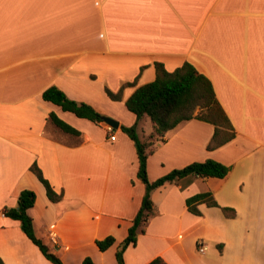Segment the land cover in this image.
Masks as SVG:
<instances>
[{
    "label": "crops",
    "instance_id": "0c3cea01",
    "mask_svg": "<svg viewBox=\"0 0 264 264\" xmlns=\"http://www.w3.org/2000/svg\"><path fill=\"white\" fill-rule=\"evenodd\" d=\"M184 61L205 74L235 135L207 149L213 126L180 122L151 142L149 180L194 161L229 167L222 177L189 174L154 188L153 215L123 264H264V0H0V260L53 264L6 216L22 189L35 193L28 209L35 234L64 264H116L145 191L137 177L135 124L149 141V117L136 118L124 101L155 77L154 63L172 71ZM112 100L105 89L117 91ZM56 86L65 95L117 120L108 125L77 117L44 100ZM77 129L63 132L49 114ZM102 119V118H101ZM143 137V140L140 138ZM35 162L57 191L51 202L30 170ZM209 191L219 206L186 198ZM221 207L233 208L227 217ZM115 238L106 250L96 239ZM204 252L197 251V243ZM220 245V246H218Z\"/></svg>",
    "mask_w": 264,
    "mask_h": 264
},
{
    "label": "trees",
    "instance_id": "16d2710c",
    "mask_svg": "<svg viewBox=\"0 0 264 264\" xmlns=\"http://www.w3.org/2000/svg\"><path fill=\"white\" fill-rule=\"evenodd\" d=\"M154 68V79L137 85L124 101L126 108L135 114L137 119L143 115L149 117L152 130L148 134L149 141L142 142L137 136L135 124L121 127L133 140L138 158L137 177L144 183L145 191L140 207L128 228L127 235L115 252L116 264L124 263L123 252L129 245L134 246L136 244L138 234L144 232L148 219L153 215L150 193L154 188L167 182H175L189 174L222 178L229 171V167L223 163L206 159L188 163L181 168L170 170L155 180H149L147 158L153 151V148L150 147L151 142L163 136L180 122L194 118L210 123L213 126V134L207 144V149L216 148L231 140L235 135L234 127L216 98L211 81L192 63L184 61L180 66L169 71L162 63L155 62ZM127 85H136V80L123 83L117 91L106 88V94L112 100H120L123 89ZM42 98L60 106L64 111L72 112L77 117L86 118L94 123L102 121V115L91 105L68 98L61 89L54 85L47 87L42 92ZM49 120L65 133L80 134L77 129L58 118L55 113L49 114ZM30 170L43 184L48 199L51 202L60 201L63 192H57L52 187L35 162L31 164ZM34 202L35 193L30 189H22L17 197L16 205L6 207L3 213L19 221L22 232L39 248L46 259L53 264H64L34 232L33 220L28 214V209L33 206ZM185 202L188 210L194 214H200L197 208L200 203H205L207 206H219L209 191L194 194L186 198ZM221 209L227 217H233L235 214L233 208L221 207ZM114 241L115 238L112 235H107L101 239H96L95 244L99 250L103 251L111 246ZM0 264H3L1 260ZM82 264L93 263L89 257H85ZM147 264L167 263L161 257H155Z\"/></svg>",
    "mask_w": 264,
    "mask_h": 264
},
{
    "label": "built area",
    "instance_id": "2783aa9c",
    "mask_svg": "<svg viewBox=\"0 0 264 264\" xmlns=\"http://www.w3.org/2000/svg\"><path fill=\"white\" fill-rule=\"evenodd\" d=\"M108 132L110 133L109 139L110 140H114L115 139V133L113 132V128H111L109 125H108ZM204 248L205 247H204V245L201 242L197 243V251L199 253H203L204 252Z\"/></svg>",
    "mask_w": 264,
    "mask_h": 264
},
{
    "label": "water",
    "instance_id": "95a60500",
    "mask_svg": "<svg viewBox=\"0 0 264 264\" xmlns=\"http://www.w3.org/2000/svg\"><path fill=\"white\" fill-rule=\"evenodd\" d=\"M102 120L109 125L111 128H116L118 126L117 120L113 119L112 117L109 116H102Z\"/></svg>",
    "mask_w": 264,
    "mask_h": 264
},
{
    "label": "rangeland",
    "instance_id": "374dc122",
    "mask_svg": "<svg viewBox=\"0 0 264 264\" xmlns=\"http://www.w3.org/2000/svg\"><path fill=\"white\" fill-rule=\"evenodd\" d=\"M144 117H147L148 118V116H146V115ZM140 138L143 140V137H140Z\"/></svg>",
    "mask_w": 264,
    "mask_h": 264
}]
</instances>
